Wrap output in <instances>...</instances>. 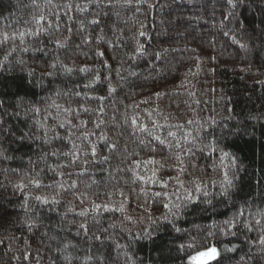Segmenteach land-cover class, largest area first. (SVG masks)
<instances>
[{
    "label": "trees",
    "instance_id": "obj_1",
    "mask_svg": "<svg viewBox=\"0 0 264 264\" xmlns=\"http://www.w3.org/2000/svg\"><path fill=\"white\" fill-rule=\"evenodd\" d=\"M63 3L0 0V264H264V0Z\"/></svg>",
    "mask_w": 264,
    "mask_h": 264
},
{
    "label": "snow or ice",
    "instance_id": "obj_2",
    "mask_svg": "<svg viewBox=\"0 0 264 264\" xmlns=\"http://www.w3.org/2000/svg\"><path fill=\"white\" fill-rule=\"evenodd\" d=\"M95 2L98 4V3H99V0H95ZM109 3H110V0H109ZM226 3H227L228 5H231L233 8L237 6L236 3H234V0H226ZM47 4H48V5H52L53 8H55V7H63L64 9H66V10H68V11H71L72 8H73V5H71V4H67V3H63V4H60V5H54V4H53V0H47ZM32 6H33V7H39V5L37 4V0H32ZM75 7L78 8V9L80 8L79 5H75ZM83 10H84V9H81V11H83ZM49 12H50V14H51L52 16H54V17L56 18V19H55V30H56V31H59V27H60V22H59V16H60V14H59V12H52L51 8L49 9ZM33 22L37 24V26H38V30H39V31H43L44 29H43L42 25H43V23H46V22H47V17H46L43 13H40L39 16H38V18L36 17L35 14H33ZM90 22L93 23V24H97V23H98V21H96V20H92V21H90ZM48 27H49V28H52L53 25H52L51 23H49V24H48ZM69 31H71V29H69ZM141 35L143 36L144 33H141ZM225 35H227V33H225ZM20 36H21V39H22L23 36H24V33H20ZM6 39H7V37H5V40H6ZM58 43H59V42H58ZM26 50H27V49H25V51H26ZM52 67H55V65H52ZM81 71H85V69H81ZM133 123H135V121H133ZM189 123H191V121H189ZM60 126L63 127V124H61ZM180 127H183V126H180ZM143 130H146V129H143ZM169 135H174V133H169ZM189 142H190V141H189ZM161 143H162V142H161ZM189 150H190V149H189ZM227 155H228V154L225 153V156H227ZM226 175H227V174H226ZM227 183H228L229 185H231V181H230V180H228ZM73 186H74V185H73ZM197 190H199V189H197ZM204 194L207 195V193H204ZM155 195H156V196H160L161 194H160V193H155ZM189 198H190V194H189ZM36 199L39 200L40 197H36ZM97 207L99 208V206H97ZM164 207H167V205H164ZM105 210H106V211L109 210L107 206H105ZM119 210H120V211H123V208H120ZM80 215H84V213L81 212ZM257 223H259V222H257ZM80 227H81V228H84V225L81 224ZM260 243H261V244H264V239H261V240H260ZM200 255H201V256H205V255H209V253H203V252H202V253H200ZM211 255H212L213 257H215V255H216V249H215V248L211 249ZM195 259H196V258L193 257V260H195Z\"/></svg>",
    "mask_w": 264,
    "mask_h": 264
},
{
    "label": "rangeland",
    "instance_id": "obj_3",
    "mask_svg": "<svg viewBox=\"0 0 264 264\" xmlns=\"http://www.w3.org/2000/svg\"><path fill=\"white\" fill-rule=\"evenodd\" d=\"M203 253H209V255L201 256L200 254H197L193 256L196 258L195 260H193V257L190 259V264H207L216 257V255L215 257L211 255V249Z\"/></svg>",
    "mask_w": 264,
    "mask_h": 264
},
{
    "label": "bare ground",
    "instance_id": "obj_4",
    "mask_svg": "<svg viewBox=\"0 0 264 264\" xmlns=\"http://www.w3.org/2000/svg\"><path fill=\"white\" fill-rule=\"evenodd\" d=\"M206 252H207V251H206ZM215 258H216V257H215ZM215 258H214V259H215ZM214 259H213V260H214ZM210 262H211V261H210ZM189 263H190V260H189Z\"/></svg>",
    "mask_w": 264,
    "mask_h": 264
}]
</instances>
